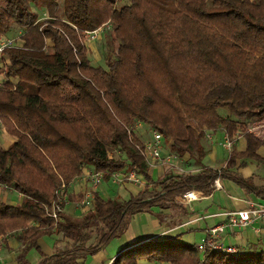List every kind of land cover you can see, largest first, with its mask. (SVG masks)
<instances>
[{
	"label": "trees",
	"instance_id": "trees-1",
	"mask_svg": "<svg viewBox=\"0 0 264 264\" xmlns=\"http://www.w3.org/2000/svg\"><path fill=\"white\" fill-rule=\"evenodd\" d=\"M122 1L0 0V39L19 37L0 67L9 79L0 88V130L15 138L7 148L0 145V186L23 195L17 206L0 201V236L22 231L21 264L53 233L72 241L74 252L94 255L122 236L134 216L177 206L176 198L191 191L208 196L219 178L264 198V191L230 172L240 159L264 163L257 155L264 141L249 132L264 121V0ZM108 23L104 68L91 62L85 39ZM136 125H148L172 153L189 155L197 166H203L208 131L222 129L232 141L243 136L246 149L233 145L223 169L203 166L152 181L128 201L97 191L87 198L90 205L82 203L83 194L72 201L68 189L85 168L101 172L102 182L127 171L147 176ZM61 197L68 199L56 221L51 208ZM70 203L81 211L78 217L63 215ZM92 229L99 242L87 248ZM75 261L65 253L39 264ZM140 261L264 264V250L231 254L150 243L110 264Z\"/></svg>",
	"mask_w": 264,
	"mask_h": 264
},
{
	"label": "crops",
	"instance_id": "crops-1",
	"mask_svg": "<svg viewBox=\"0 0 264 264\" xmlns=\"http://www.w3.org/2000/svg\"><path fill=\"white\" fill-rule=\"evenodd\" d=\"M141 130L144 131L143 129ZM249 132L257 139L264 141V121L251 124ZM152 139L153 136L151 135L150 140L142 143L150 142ZM162 144L163 142H160V147H162L161 159L165 160L168 155L173 156L174 159L169 163H165V166L154 159L149 160V180L147 176L144 177L133 171H127L124 174H117L112 177L111 180L107 181L108 186L102 182L99 186L94 187L95 185L92 184L93 182L88 175L95 170L85 168L83 174L69 187V196L74 201L77 199V194L89 196V194L92 195V192L97 191L105 199L120 196L123 200L128 201L152 181L163 180L171 176H180L186 173H196L202 171L203 166L214 170L223 169L227 165L233 145L236 146L238 151L246 149V140L243 136H239L236 138V141H232L222 129L208 131L203 142L205 149L203 166H197L189 155L180 158L172 153L169 143H165V147ZM257 155L264 159V145L258 149ZM230 172L249 181L256 189L264 191V163L253 159H240L237 161L235 168L231 169ZM130 174H134L135 178H126ZM119 177H124L129 182L122 186V184L118 183ZM218 181L219 187L214 186L213 192L208 196L198 191H191L195 199L189 203H182L180 200H177L178 198L181 199V197H177V206L172 205L166 209L153 208L152 213L144 212L131 218L126 232L109 243L114 246V251L110 255L107 254L106 258L100 259L98 263L110 264L121 253L154 243V241L158 242L155 244L195 245L203 249L209 229L227 221L224 213L247 210L253 204L264 206V198L247 192L227 178H219ZM11 190L9 187L0 186V201L10 206L21 204L23 195L19 193L18 200L14 202L10 196ZM80 213L79 208L70 203L65 206L63 215L78 217ZM21 233V230H7L4 235L0 236V264H21L20 260L18 263L16 262L18 253L20 252L19 257L20 255L22 256V250L24 249V245L19 239ZM46 236L54 240L53 245H50L52 255H48L47 258L69 253V257H76L75 263L97 264L94 259L96 258V254L88 255L81 251L74 252L72 247L75 246L73 245L74 243L66 239L62 233H53ZM97 237L98 235L95 236V238ZM95 238L94 241L96 240ZM223 241L225 246H233L241 254L255 248L258 251L264 250V217L255 219L249 226L240 230L228 229L224 234ZM98 242L97 239L96 243L86 245V247L95 246ZM109 244L98 252L106 250ZM15 249H19V252L15 251ZM26 262L29 264L27 260ZM139 264L150 263L140 261Z\"/></svg>",
	"mask_w": 264,
	"mask_h": 264
},
{
	"label": "rangeland",
	"instance_id": "rangeland-1",
	"mask_svg": "<svg viewBox=\"0 0 264 264\" xmlns=\"http://www.w3.org/2000/svg\"><path fill=\"white\" fill-rule=\"evenodd\" d=\"M127 2H128V0H123L122 1V3H127ZM61 4H62V2H61ZM39 14H40L39 15L40 18L46 16V14H44L43 11H39ZM110 28H111V25L108 23V24L104 25L102 28H100V30H98L97 32H95L93 34H91V33L86 34L85 43H86V45L89 48V51H90L89 52L90 53L89 57H90V60L93 63V65H99V66H102V67L105 68L106 48H107L106 42L108 40ZM6 39H9V40H12V41H19V37L18 36H14V37H9V36H7V37L5 36L4 37L3 36L0 39V42L4 41ZM48 46H51V44L49 42H48ZM9 61H10L9 56L6 54V52L3 53L0 56V67H3L4 65L8 64ZM8 80L9 79L4 74L0 73V88H2L4 83H5V81H8ZM14 81L16 82L17 80L15 79ZM220 113L225 115L227 113V111L226 110H220ZM1 129L2 130H0V145L3 148H7L10 144H12V142L15 140V138L10 136L9 134H7L6 131L3 128H1ZM141 129H143L144 131H142ZM135 130H136V133H137L136 137L138 136L142 140L141 142H145L146 140H150L151 139V135H152L151 131L152 130L150 129V127L148 125H136ZM161 142H163L162 145L165 147V145H166L165 143H167V142L164 139ZM140 145H142V143H140ZM161 150H162V147H161ZM109 154L111 156L115 155L117 158L119 157L118 154L113 153V151H111V150H110ZM154 160H156L157 162L159 161L164 166L166 165L165 163H169L168 161H166L164 159H161V158L160 159H154ZM150 161H151V159H150ZM148 163H149V160H148ZM131 175H133V174H131ZM147 177H148V174H147ZM147 177H146V179H147ZM126 178L119 177L118 178V183L120 185L122 184V186H123V184L128 183L129 180H127ZM148 180H149V177H148ZM101 182H102V180H101ZM107 183L108 182H104V185L108 186ZM88 185H90V184H88ZM90 186H92V185H90ZM18 195H19V193L17 191H15V190H11L10 191L11 199H13L14 202H16L18 200ZM78 195L79 194H77V197H76L77 199H78ZM83 195H84L85 198H87V195L86 196H85V194H83ZM89 197L91 198L92 195L89 194ZM177 200L179 201L180 199L178 198ZM90 204H91V202H89V205ZM81 207H80V209H81ZM97 231L95 229H92V230H90L88 232V235H87L88 238H87V240H86V242L84 244L85 246L86 245H93L94 243H96L98 237L100 236V233L97 234L98 233ZM96 235H98L97 238H95ZM45 237H42L39 240L40 242L38 241L39 248L32 247V248H30L28 250L27 253H25L26 254L25 256H27L26 260L28 261L29 264H39L41 259L47 258L48 255H50V256L52 255V251H51L50 245H53L54 240L49 239L47 236H45ZM94 238L96 239L95 241H94ZM197 242L199 243V241H197ZM154 243H158V242L154 241ZM73 245H75V244H73ZM40 246H41V250H40ZM72 247H74V246H72ZM16 250L19 252V249H15V251ZM113 251H114V246L112 244H109V246H107L106 250H103L101 252L96 253V255H95L96 258H94L95 262L97 264H100V263H98L99 260L102 259V258H106L107 254L110 255ZM19 254H20V252L18 253V256L16 257V262L17 263L19 262V258H20ZM146 263H148V262H146ZM74 264H78V262H76Z\"/></svg>",
	"mask_w": 264,
	"mask_h": 264
},
{
	"label": "built area",
	"instance_id": "built-area-1",
	"mask_svg": "<svg viewBox=\"0 0 264 264\" xmlns=\"http://www.w3.org/2000/svg\"><path fill=\"white\" fill-rule=\"evenodd\" d=\"M13 42L14 41L9 39L0 42V56L4 53L6 48L12 47ZM152 136H153L152 141L147 143H142V145L138 147L139 151L142 153V155H144L147 158V160L162 158L161 157L162 150L160 147L162 136L153 130H152ZM173 159H174L173 156L168 155L165 160L170 162ZM88 177L92 180L95 187H97V185L102 180V173L98 171H93L92 173H89ZM127 178L128 179L135 178V176L134 174L133 175L130 174ZM214 186L219 187L218 179L215 181ZM193 195L194 194L192 192H188L184 196H182L180 200L182 203H189L190 201L195 199V196ZM88 197L89 196H87V198ZM87 198H85V200H83L82 203L89 205ZM65 200L66 197H61L57 202H55L52 205L50 216L56 221L60 219L59 213L63 209V203ZM224 215L227 217V221L209 229L208 238L206 240L204 247L211 250H220L223 252L235 254L237 253V249L235 247L225 246V243L223 241L225 232L228 229L240 230L244 227L249 226L255 219L263 218L264 206L253 204L251 208L247 210L228 212V213H224Z\"/></svg>",
	"mask_w": 264,
	"mask_h": 264
}]
</instances>
